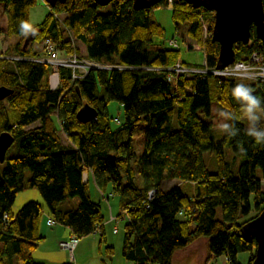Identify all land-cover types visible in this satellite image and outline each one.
Wrapping results in <instances>:
<instances>
[{
  "label": "trees",
  "instance_id": "trees-1",
  "mask_svg": "<svg viewBox=\"0 0 264 264\" xmlns=\"http://www.w3.org/2000/svg\"><path fill=\"white\" fill-rule=\"evenodd\" d=\"M39 1L0 0L8 16L7 33L19 37L0 50V87L13 90L0 100V133L10 131L17 142L16 154L8 155L13 143L0 161V264H46L33 258L45 240L43 206L29 201L13 211L18 193L28 187L39 190L55 222L78 237L96 231L100 246L105 242L106 216L101 203L92 198L89 178L84 180L89 171L105 199L109 188L112 196H119V216L128 218L122 245L126 260L173 264L176 251L205 238L203 264L214 255H223L224 264L226 259L228 264H240L242 252L250 253L247 264H251L257 243L247 241L241 229L264 208V144L247 135L248 121L231 91L243 83L264 107V81L234 76L221 80L212 73L175 74L167 68L177 62L205 65L182 61L176 38L169 41L174 48L153 44L164 28L151 12L156 6L171 5L177 28L179 23L187 27L188 38L202 47L206 65L215 68L218 43L211 37L203 41L206 22L212 33L214 12L180 0H163L141 10L134 8L133 0L106 5L66 0L49 7L44 19L31 25L30 10ZM57 14L64 16L75 45ZM22 22L34 29L26 47L29 34L21 32ZM47 39L56 42L65 56L75 53L110 68H93L72 81V68L61 67L55 73L47 63L9 58L44 57ZM79 43L85 54L79 52ZM235 52L236 60L249 61L253 52L264 56V46L252 30L251 43L238 42ZM53 74L58 76L55 89L50 85ZM111 100L123 106L124 121L117 119V126L108 110ZM213 100L229 113L230 127L218 140L209 121ZM86 102L99 114L83 123L77 112ZM141 122L144 149L137 157L133 131ZM256 128L264 129V118ZM234 130L236 135H231ZM227 147L235 158L241 157L237 173L226 157ZM205 151L215 152V172L205 164ZM26 170L31 172L27 181ZM171 179L178 184L164 190L162 183ZM252 195L257 212L244 219L252 210ZM105 249L107 254L114 252L113 246Z\"/></svg>",
  "mask_w": 264,
  "mask_h": 264
},
{
  "label": "rangeland",
  "instance_id": "rangeland-1",
  "mask_svg": "<svg viewBox=\"0 0 264 264\" xmlns=\"http://www.w3.org/2000/svg\"><path fill=\"white\" fill-rule=\"evenodd\" d=\"M39 5H44L46 7V2L44 0H40L38 2V5L31 9L32 12H39L40 9ZM40 14L42 11L39 12ZM151 18L153 20H156L159 22L162 27L164 28L163 36L154 37L153 44L158 46H166L167 48H174L170 43V39L176 38L179 44V47L176 49H179L181 52V60L187 63L192 64H199L203 65L205 54L202 50V47L200 45L196 44V41L190 40L187 36V27L183 23H179L178 28L175 25L173 19H172V6L171 5H160L153 8L151 12ZM7 22H8V16L5 12V7L2 2H0V50L5 51L9 46L14 45L19 37L15 35H9L7 33ZM35 23L34 20L31 18V24ZM207 27V33L204 35V38L211 37V33H209V22H206ZM206 38L203 39L205 42ZM77 43V41H76ZM251 43V41L249 42ZM197 45V46H196ZM77 46V44H76ZM78 48L79 52L82 54H85L84 47L82 44L79 43ZM81 50V51H80ZM59 56L63 57L67 60L73 59L76 56V59L80 61V56L77 54H73L72 56L68 57L65 56L64 53L59 52ZM79 57V58H78ZM83 59V58H82ZM257 59V58H254ZM84 65L81 67L83 71H87L90 66L93 65V61L91 60H81ZM255 61V60H254ZM98 67H103L101 64H97ZM81 66V65H79ZM261 66H252L249 68V70H244L248 74H256L262 72ZM53 71V70H52ZM54 72V71H53ZM58 79V76L56 74H53L50 78V84L53 83L52 78ZM56 83V81H54ZM108 110L110 117L112 119V124L114 126L119 125L117 119L121 121H124V111L123 106L121 103L117 100H111L108 104ZM209 121L211 122V132L214 135V138L216 140L220 139L225 132L228 131L229 128L223 129L222 125H229V113L228 111L221 106L219 102L216 100H213L211 103V117L209 118ZM144 128L145 123L141 122L139 123L133 131V145L136 150L137 157H140L143 149H144ZM64 140L66 141L67 138L64 136ZM17 152V142L14 143V145L9 149L8 155L13 156ZM226 157L232 162V166L234 171L237 173L239 169V165L241 162V157L235 158L233 151L227 147L225 149ZM204 161L206 166L209 168L210 171L215 172L216 171V157L215 152L213 151H205L203 153ZM31 172L29 170H26L25 172V180L27 181L30 177ZM85 178L87 175H84ZM138 181H140V178H138ZM178 184V181L176 179L166 180L162 183V188L164 190H168ZM90 188L92 193V198L95 201H98L101 203L104 214L109 219V210L110 207L113 209L116 215H118L117 221H108L105 222V242L102 243L100 246V234L97 233H91L89 235L80 236L78 237L79 242L75 246L73 252L71 253L66 248L62 247L60 245V242H67L70 240L72 236H75L74 234L69 235L68 232L62 231L60 234L53 235L50 238H46L40 246L34 251L33 258L36 262H43L40 260H46L47 262H50L49 264H62V260H66L65 264H103L105 261L106 264H136L134 261L126 260V258L122 254V245H123V239L125 234V224L128 221V218L126 215L119 216L120 214V208H119V196L117 194H114L112 196L111 194V188L105 191V197L102 196L101 192L98 190L97 185L93 181L92 177L90 179ZM29 201H36L39 202L43 208H44V215L42 220V227L43 231L42 234L48 235L52 234L55 231V228L61 226L60 223L56 221L52 225H48L46 221L50 218L54 220L53 215L50 213L46 206V202L36 188H30L28 187L24 191H21L18 193L14 206L13 211L16 213L18 212L21 207L26 204ZM250 204L252 206V210L250 213L245 215L244 219H248L251 216L255 215L257 212L256 206H255V199L254 195L250 197ZM66 204H63V206ZM218 217L221 218V212L219 211ZM62 229H65V226H61ZM199 242L196 243L194 247V252L192 251V248L189 252L191 255H184V251L182 250L178 252L177 256L175 257L174 264H196L198 262V254L201 253V264L206 259L207 254V243L205 238H201L198 240ZM80 243V244H79ZM79 244V245H78ZM106 246H113L114 252L113 254H107L106 253ZM206 251V253H204ZM82 253V254H81ZM250 257L249 252H242L238 256V262L240 264H247V260ZM206 264H224V256H216L214 255L211 259L206 260Z\"/></svg>",
  "mask_w": 264,
  "mask_h": 264
},
{
  "label": "water",
  "instance_id": "water-1",
  "mask_svg": "<svg viewBox=\"0 0 264 264\" xmlns=\"http://www.w3.org/2000/svg\"><path fill=\"white\" fill-rule=\"evenodd\" d=\"M50 7L57 3H65L66 0H44ZM101 5H106L113 0H95ZM163 0H133L136 10L151 9L162 3ZM187 2L194 8L204 7L214 12V23L211 33L212 42H217L219 54L216 69L223 70L236 60L235 46L238 42L248 44L251 39L252 30L264 46V6L263 0H180ZM33 35L29 33L25 41V47L32 40ZM225 80L224 75H215ZM13 92L6 86L0 87V100ZM98 110L89 103L77 112V119L86 123L98 116ZM15 141L10 131L0 133V161L3 162L8 149ZM242 235L247 241L256 240L257 248L255 257L251 264H264V208L260 213L241 229Z\"/></svg>",
  "mask_w": 264,
  "mask_h": 264
},
{
  "label": "built area",
  "instance_id": "built-area-1",
  "mask_svg": "<svg viewBox=\"0 0 264 264\" xmlns=\"http://www.w3.org/2000/svg\"><path fill=\"white\" fill-rule=\"evenodd\" d=\"M169 2L171 3L172 0H169ZM57 20H60V22L62 23V28L63 30H65L68 34V36L70 37L71 41L73 42V45H75L76 42V38L74 37V35L72 33H70L69 28L67 26H65L63 24V20H64V16L63 15H56ZM205 31L207 33V27H205ZM172 43H175V41H172ZM176 45V44H175ZM197 46V45H196ZM46 48H47V55L44 57H40V58H27V57H20V56H12L9 57L11 59H15V60H28V61H35V62H42V63H47L50 64L53 68V71L55 73L58 72L59 68L61 67H69L72 68L74 70V75H73V80L76 78H82L84 77L85 74L88 73L89 70L93 69V68H110V66H103V67H98V63L94 62L92 66L89 67V69L87 71H83V69L81 68L84 63L81 60H85V58L82 59V57L80 58V61H78L75 58L73 59H65L63 57L59 56V50H58V44L50 39H47L46 41ZM75 54V53H73ZM68 55V57L72 56ZM79 58V57H78ZM257 58V59H254ZM89 60V59H87ZM255 60V61H254ZM205 66L204 67H200V66H186L184 64H182L181 62H177L175 65L170 66L167 68V70L173 72V73H184L187 75H192V74H206V73H212L215 75H224L225 77L227 76H234V77H248V78H254L257 81H264V56L260 55V53L258 52H253L252 55L249 58V61H244V60H235V62L231 65H229L228 67H226L223 70H218L216 68L210 69L208 67V65H206V59H204V63ZM81 65V66H79ZM261 66L262 72L261 73H257V75L254 74H248L246 73L244 70H249L250 67L252 66ZM207 66V67H206ZM53 79V87L51 86V88L55 89L57 87V82L54 83ZM85 175V174H84ZM87 175V174H86ZM84 180H87V177L85 178L84 176ZM153 191H151V196L153 195ZM55 221L52 219L48 220V224L52 225ZM95 233H97L95 231ZM79 242L78 236H72L70 238L69 241L67 242H60V245L64 248H66L67 250H69L71 253L73 252L75 246L77 245V243ZM225 264H228V259L225 260Z\"/></svg>",
  "mask_w": 264,
  "mask_h": 264
},
{
  "label": "clouds",
  "instance_id": "clouds-1",
  "mask_svg": "<svg viewBox=\"0 0 264 264\" xmlns=\"http://www.w3.org/2000/svg\"><path fill=\"white\" fill-rule=\"evenodd\" d=\"M20 30L24 35L34 32L28 22H22ZM231 95L240 104L241 111L248 121L247 135L252 137L257 144H264V129L257 130L256 128V124L264 118V107H262L261 99L253 95V89L243 83L237 84L232 89ZM229 127L227 124L222 125L223 129ZM231 127L234 128V125H231ZM231 135H236V130Z\"/></svg>",
  "mask_w": 264,
  "mask_h": 264
},
{
  "label": "crops",
  "instance_id": "crops-1",
  "mask_svg": "<svg viewBox=\"0 0 264 264\" xmlns=\"http://www.w3.org/2000/svg\"><path fill=\"white\" fill-rule=\"evenodd\" d=\"M37 6V5H36ZM35 6V7H36ZM5 7V6H4ZM39 7H40V9H35L36 11L37 10H39V12L40 11H42V13L40 14L39 12H32L31 13V10H30V24H31V18L34 20V22L35 23H32L31 25H36V24H38V23H40L43 19H44V17H45V15L49 12V5H47L46 4V7L44 6V5H39ZM6 12V11H5ZM56 80V82H57V84H58V79H56V78H52V80ZM52 87L54 86L53 84H50ZM62 132V131H61ZM64 136L67 138V136L65 135V133H62V141L63 142H66L65 140H64ZM84 174H87L88 175V178H89V180L91 179V177H92V179H93V181L95 182V180H94V178H93V174H92V172H85ZM96 184V183H95ZM263 185H264V182H263ZM97 188H98V186H97ZM99 190V189H98ZM118 205H119V203H118ZM120 208V207H119ZM49 220V219H48ZM48 220L46 221V223L48 224ZM118 220V215H116L115 214V212H114V208L112 209L111 207H110V210H109V219L107 220V218H106V222H108V221H117ZM56 223V222H55ZM61 226H62V224H60ZM61 226H59V227H57V228H55V231H54V233H52V234H46V235H44L45 236V240H46V238L48 239V238H50V237H52L53 235H56V234H60L62 231H65L66 230V232H68L69 233V235H70V237H71V235H72V230H71V228H69V227H67V226H65V229H62V227ZM42 227V226H41ZM42 231H43V228H41V233H42ZM197 242H199V241H196V242H194L193 244H191V245H189L188 247H186V248H184V249H181V250H178V251H176V253H175V255H174V260H175V257L177 256V254H178V252H180V251H182V250H186V251H184V255L183 256H185V255H191V253L189 254V252H190V250H191V248H192V251L194 252V247H195V245H196V243ZM80 244V243H79ZM78 244V245H79ZM204 253H206V251H204ZM82 254V253H81ZM200 256H202V254L201 253H199L198 254V256H197V258H198V262L196 263V264H201L200 262H201V258L202 257H200ZM40 261H43V262H45L46 264H49L50 262H47L46 260L44 261V260H40ZM62 264H65L66 263V260H62V262H61ZM173 264H174V261H173Z\"/></svg>",
  "mask_w": 264,
  "mask_h": 264
},
{
  "label": "bare ground",
  "instance_id": "bare-ground-1",
  "mask_svg": "<svg viewBox=\"0 0 264 264\" xmlns=\"http://www.w3.org/2000/svg\"><path fill=\"white\" fill-rule=\"evenodd\" d=\"M259 40H260V39H259ZM250 41H251V39H250ZM250 41H249V42H250ZM260 41H261V40H260ZM73 83H74V82H73Z\"/></svg>",
  "mask_w": 264,
  "mask_h": 264
}]
</instances>
